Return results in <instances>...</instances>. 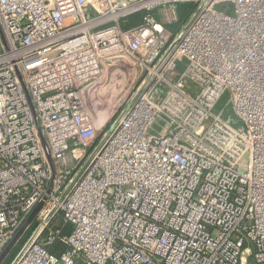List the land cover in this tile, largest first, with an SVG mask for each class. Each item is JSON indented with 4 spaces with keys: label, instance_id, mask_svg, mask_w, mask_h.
<instances>
[{
    "label": "built area",
    "instance_id": "obj_1",
    "mask_svg": "<svg viewBox=\"0 0 264 264\" xmlns=\"http://www.w3.org/2000/svg\"><path fill=\"white\" fill-rule=\"evenodd\" d=\"M110 71L99 133L88 91ZM16 247L12 264H264V0H0V264Z\"/></svg>",
    "mask_w": 264,
    "mask_h": 264
},
{
    "label": "rangeland",
    "instance_id": "obj_2",
    "mask_svg": "<svg viewBox=\"0 0 264 264\" xmlns=\"http://www.w3.org/2000/svg\"><path fill=\"white\" fill-rule=\"evenodd\" d=\"M184 8V13L180 12V18H181V23H183L188 16V13L191 11L192 6H185ZM232 8L231 5L229 4H222L217 7V10L221 12H226V13H232L230 12V9ZM143 14H139L136 16L137 19H142ZM140 23V22H139ZM174 25L170 26L169 29L172 32H175L179 26L181 25ZM133 25H136L133 23ZM180 71L183 69L182 67L179 68ZM116 72L115 71H110L108 77V86L104 89H94L90 90L89 95H88V100H89V109L91 112V115L93 116L95 125L98 129L99 133L104 132L106 129H108L116 120L117 115L115 114L116 109H117V103L119 101V97L116 96L115 92L116 90H121V86L118 84V80H116ZM131 84V81L127 83V86ZM227 98L225 97L221 103L218 105L216 112H219L221 109H223L226 105ZM19 248L16 247L8 257L4 260L2 264H12L14 257L16 253L18 252ZM248 264H253V259L250 258L248 260Z\"/></svg>",
    "mask_w": 264,
    "mask_h": 264
},
{
    "label": "trees",
    "instance_id": "obj_3",
    "mask_svg": "<svg viewBox=\"0 0 264 264\" xmlns=\"http://www.w3.org/2000/svg\"><path fill=\"white\" fill-rule=\"evenodd\" d=\"M138 15H139V14H138ZM136 16H137V15H136ZM136 16H133V17H131V18L129 19V23H130L131 25H133V23H134V24H138V23L140 22V19H137Z\"/></svg>",
    "mask_w": 264,
    "mask_h": 264
}]
</instances>
